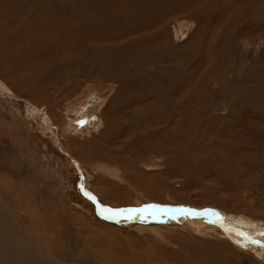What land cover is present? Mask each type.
<instances>
[{
	"label": "rangeland",
	"instance_id": "obj_1",
	"mask_svg": "<svg viewBox=\"0 0 264 264\" xmlns=\"http://www.w3.org/2000/svg\"><path fill=\"white\" fill-rule=\"evenodd\" d=\"M152 203L264 230V0H0V264H264Z\"/></svg>",
	"mask_w": 264,
	"mask_h": 264
},
{
	"label": "bare ground",
	"instance_id": "obj_2",
	"mask_svg": "<svg viewBox=\"0 0 264 264\" xmlns=\"http://www.w3.org/2000/svg\"><path fill=\"white\" fill-rule=\"evenodd\" d=\"M66 50H67V48H66ZM55 52H54L53 55H55ZM59 56H58V59H59ZM146 119H147L146 121H150L151 120L150 117L149 118H146ZM86 193H87L88 196H90L93 199V196L90 193H88V192H86ZM99 207H100V209L102 210V212L104 213V215L106 217L112 218V219H117V220H118V218L119 219H125L126 218L125 223H127V224L129 222H132V221H142V222H145L146 220L147 221H152L153 218H154L155 220L157 219L158 222H160V223H161V221L168 222V221H171V220L172 221H174V220L176 221L177 220V221H180L181 223L187 224L188 226H196V228H198V229L201 228V230H203V231H205V233H209V234H215V233H217L216 230H217V228H219L221 230V232L226 237H229V239L231 241H233L237 245H241V247H243L244 249H246V248L247 249H252V247H254L255 250H253V251H255L257 253H258V251L259 252L261 251V248H258L257 246L253 245L254 244L253 242L255 240L254 239H251V237H253V235H255V234L256 235L257 234H261V233L263 234L264 230L260 229V230H257V231H253V230L250 229L251 228V225H249L247 222L245 223L243 221L244 222V225H243V223L240 220H238L239 222L236 221V220L234 222V221H232V219H228L229 217L226 218L225 215H223L222 213H220L219 211L214 210V209H206V210L198 211V212L195 210V211L190 212L189 210L183 209V208L172 209V208L158 207L154 203L149 204V205H146L145 207H142V208H140L138 210H126V209H120V210L119 209H116V210H114V209H111V208H108V207L105 208V206H99ZM144 208H146L147 211H145ZM168 209H170V210L168 211ZM154 210H155V212L159 213L161 215V217L158 216V215H156V217H153L155 215H153L152 217H149V218H146L145 217V215H148V214L149 215L150 214H155ZM174 210H178V211H186L187 210V211H189L192 214L187 215L186 213H181L178 216H176ZM199 215L205 216V217H200ZM214 217L222 218V221L226 224L227 228L224 229V227L221 226V223L219 221H216V223L214 221H212L211 218H214ZM228 220H229V222L226 223L225 221H228ZM230 223L234 224V226H231ZM237 227H240V228H237ZM242 231H244V232H242ZM258 237H260V235ZM263 240H264V238H263ZM6 246H7V244H6ZM13 250H14V253L12 251L13 254L11 256H9V255L6 256L7 258H9L11 260V261H9L11 264H14V263L15 264H29L28 262L27 263H25V262L22 263V261L20 262L19 259H21L23 257L22 253L16 254V247H14ZM19 251L20 252H25L26 249H22L21 248ZM38 256H37L36 248H35V252L33 254H30V256L27 258V260H29L31 264L32 263L36 264L37 262H39L38 259L40 260V258ZM260 256L262 258H264V255L263 254H260ZM36 257H38V259ZM34 258H35V260H34ZM47 260H51V259H47ZM48 263H49V261L47 262V264Z\"/></svg>",
	"mask_w": 264,
	"mask_h": 264
},
{
	"label": "water",
	"instance_id": "obj_3",
	"mask_svg": "<svg viewBox=\"0 0 264 264\" xmlns=\"http://www.w3.org/2000/svg\"><path fill=\"white\" fill-rule=\"evenodd\" d=\"M170 209H168V211H169ZM105 218H107V217H105ZM108 219V218H107ZM210 219V218H209ZM212 219V221H214L215 223H216V221H219L220 223H221V226L222 227H224V229H226L227 228V226H226V224L222 221V218H219V217H214V218H211ZM218 222V223H219ZM217 223V224H218ZM227 223V222H226ZM220 225V224H219ZM225 225V226H224Z\"/></svg>",
	"mask_w": 264,
	"mask_h": 264
}]
</instances>
